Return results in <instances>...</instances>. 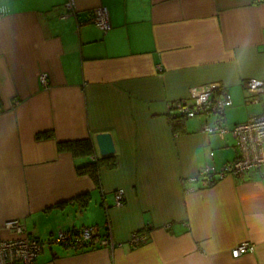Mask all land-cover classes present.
<instances>
[{
	"label": "crops",
	"instance_id": "0c3cea01",
	"mask_svg": "<svg viewBox=\"0 0 264 264\" xmlns=\"http://www.w3.org/2000/svg\"><path fill=\"white\" fill-rule=\"evenodd\" d=\"M64 1L0 0V238L13 236L4 221L23 220L46 243L36 264H264V165L190 181L233 160L234 137L202 130L213 115L172 124L175 102L213 82L231 97L228 125L264 115V91L246 88L264 80V0H74L77 18H62ZM98 5L107 31L87 21ZM99 131L113 137L115 164L96 183L76 169L94 154L58 142L95 145ZM107 222L112 248L50 241ZM134 231L145 241L133 245ZM243 240L254 250L233 257Z\"/></svg>",
	"mask_w": 264,
	"mask_h": 264
},
{
	"label": "built area",
	"instance_id": "2783aa9c",
	"mask_svg": "<svg viewBox=\"0 0 264 264\" xmlns=\"http://www.w3.org/2000/svg\"><path fill=\"white\" fill-rule=\"evenodd\" d=\"M261 1V0H256ZM64 11L61 17L73 16L77 18V8L74 0H65L62 4ZM1 16V13H0ZM78 23L82 22L77 20ZM103 31L110 28L108 10L104 5H98L93 9L87 19ZM41 82L46 83V74L39 76ZM217 83H206L194 88L193 101L189 99L177 100L174 104L176 113L185 117L196 115H213L212 123H204V132L230 133L234 137L237 148V156L223 163L219 168L205 164L198 169L190 181L201 179L203 185H208L215 179L225 176H242L244 173L264 165V115L250 116L247 120L228 125L224 119L225 108L231 104V97L225 93L215 94ZM246 88L250 93L264 91V80L249 78ZM124 191L117 188L114 191V204H123ZM3 226L13 233L10 238H0V264H36V258L45 246V241L31 236L23 220L11 218L4 221ZM50 241L60 243L68 249L78 250L91 247L109 246L116 243L111 232V225L107 222L104 233L98 225L81 226L78 228L59 229ZM129 241L133 245L145 241V236L136 231L132 232ZM254 244L249 240H243L230 249L233 257L245 252L253 251Z\"/></svg>",
	"mask_w": 264,
	"mask_h": 264
},
{
	"label": "trees",
	"instance_id": "16d2710c",
	"mask_svg": "<svg viewBox=\"0 0 264 264\" xmlns=\"http://www.w3.org/2000/svg\"><path fill=\"white\" fill-rule=\"evenodd\" d=\"M182 118V115H176L175 117H172V124L174 127H176V124H178V120ZM176 129V128H175ZM42 135H48L47 133L39 134V136ZM59 147H68L72 150V152L78 156V155H93V159L91 161H88L86 163H78L76 165L77 172L79 174L87 173L89 174L92 179L98 183V170L99 168L104 164L107 167H112L115 164L113 155H105V156H97L95 154V145L93 143V140L91 138H83V139H77L73 141H60L58 142ZM109 161H104L105 159H109ZM91 248H94L91 247Z\"/></svg>",
	"mask_w": 264,
	"mask_h": 264
},
{
	"label": "water",
	"instance_id": "95a60500",
	"mask_svg": "<svg viewBox=\"0 0 264 264\" xmlns=\"http://www.w3.org/2000/svg\"><path fill=\"white\" fill-rule=\"evenodd\" d=\"M94 141L99 155L105 156L115 152L114 140L109 131H99L95 133Z\"/></svg>",
	"mask_w": 264,
	"mask_h": 264
}]
</instances>
